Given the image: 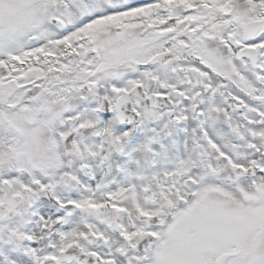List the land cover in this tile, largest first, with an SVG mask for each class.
I'll return each instance as SVG.
<instances>
[{"label":"snow or ice","instance_id":"6c2138e0","mask_svg":"<svg viewBox=\"0 0 264 264\" xmlns=\"http://www.w3.org/2000/svg\"><path fill=\"white\" fill-rule=\"evenodd\" d=\"M0 264H264V0H0Z\"/></svg>","mask_w":264,"mask_h":264}]
</instances>
